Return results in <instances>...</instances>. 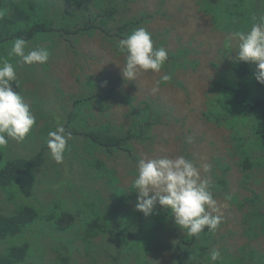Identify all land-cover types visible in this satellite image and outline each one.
<instances>
[{
  "label": "rangeland",
  "instance_id": "1",
  "mask_svg": "<svg viewBox=\"0 0 264 264\" xmlns=\"http://www.w3.org/2000/svg\"><path fill=\"white\" fill-rule=\"evenodd\" d=\"M27 1L35 4L40 0ZM45 1L39 13L56 26V18L66 10L80 11L78 7L70 6L69 0H59L60 11L52 5L54 0ZM254 1L258 9L264 6L263 2ZM117 2L121 3L130 18L151 15L152 18L147 16L146 22H143V28L159 33L158 44L166 50L175 49L180 44L187 47L190 50L188 56H196L199 61L197 69H180L177 72L178 84L169 82L154 92L153 87L163 75L162 70L159 73H140L132 81L123 78L121 69L125 57L111 48L101 30L84 38L65 35L68 42H65V37L60 39V32L40 36V47L50 52V58L44 65H25L20 58L8 56L13 40L0 43V57L9 59L16 71L14 90L36 116V124L22 142L9 139L8 145L0 149V168L8 160L33 157L43 145L46 147L48 132L54 131L58 125L65 126L68 111L73 110V101L83 92L86 81H93L87 83L90 88H95L98 83L102 94L114 87L106 102L95 103L92 107L95 115L101 117L100 122L124 126L131 106L143 107V103L151 106L153 116L160 115L153 126L152 140L143 145L132 143L139 160L184 155L197 167L211 165V171L201 175L210 179V191L219 209L213 215H221L222 222L211 235L213 243L208 241L204 251L208 264H212L209 255L213 249L221 253L218 261L225 260V257L233 260L249 250H253L256 256L264 254V230L258 231V236H255L248 230L249 223L245 217L253 206L264 212V167L256 162L260 157L252 156L254 165L249 171H244L239 165L246 150L248 156L249 148L254 151L251 147L256 140L251 130L255 121L253 114L240 119L241 124L236 126L241 136H251L247 139L249 146L239 147V150H235L237 133L226 126L218 127L204 117L211 96L208 93L215 95L209 84L218 73L230 69L231 64L237 62L235 53L239 42L233 39L231 46H227L230 33L222 29L221 23H215L210 13L205 12L201 0ZM258 13L256 16L259 19L264 18V10ZM66 30L63 24L61 32L65 34ZM74 37L78 40L75 41ZM34 46L33 41H28V49ZM253 65L257 72L256 64ZM125 96L129 99H123ZM87 111L85 109V113ZM80 127L83 128V125ZM94 160L103 162V168L87 166ZM135 175L136 164L124 153L107 154L102 146L80 134H72L62 163H55L46 148L44 163L35 173L7 188H0V215H12L22 205L33 206L41 213V219L19 236L0 242V253L11 242L20 245L27 241L31 250L25 264H62L63 258L68 259L66 264H117L111 257L98 254L96 249L107 246L109 235L94 238L91 248H85L81 220L92 219L94 209L109 217L112 214L114 221L126 218L136 208L138 193L132 188ZM118 188H122L123 192H119ZM252 198L253 204L250 203ZM53 206L57 207L54 211L57 214L66 207L77 215L76 222L64 233L56 232L53 224L47 222ZM165 211L167 209L157 205L149 218ZM183 235L184 230L169 228L162 235L164 241L160 246L148 251L140 250L139 255L145 258L147 264H175V243ZM145 252L147 255L143 256ZM126 264L143 263L130 258Z\"/></svg>",
  "mask_w": 264,
  "mask_h": 264
},
{
  "label": "trees",
  "instance_id": "2",
  "mask_svg": "<svg viewBox=\"0 0 264 264\" xmlns=\"http://www.w3.org/2000/svg\"><path fill=\"white\" fill-rule=\"evenodd\" d=\"M259 1L264 3V0ZM246 2L245 6V0H201L205 12L210 13L213 21L221 23L222 29L229 33L247 32L254 22L260 21L256 15L264 10V6L258 9L254 0H246ZM45 3V0H40L35 4L27 0H0V43L23 38L26 41H33L36 45L33 48H35L40 47L38 38L48 32H60V39H62L65 35L91 37L96 33V30H101L106 36V42H109L111 48L118 52V41L126 38L133 30L143 27L142 24L146 22L147 16L152 18L151 15L130 18L117 0H69L70 6H76L80 11L66 10L62 16L56 18L58 24L56 26L39 13V9H42ZM52 5L57 6V10L60 11L59 0L52 1ZM91 8L95 11H92ZM63 24L68 29L65 34L61 32ZM151 35L154 47H162L161 44H158L160 42L159 33L151 32ZM64 40L65 42L69 41L66 37ZM74 40L77 41L78 38L74 37ZM166 51L168 59L162 68V73L171 75L170 83L178 84L177 72L180 69L183 71H186L188 67H191L193 71L197 69L198 59L196 56L189 57L190 50L184 45L180 44L177 48H169ZM255 74L254 65L250 62L232 63L230 69L218 73L209 84L210 89L215 91V95H212L211 92L208 93L211 96L208 98L207 109L204 111L206 121L212 122L218 127L226 126L238 134L235 150H239V147L249 146L247 139L251 136H241L240 130L236 126L241 124L239 123L240 119L253 114L255 121L251 130L256 140L254 141L255 145L251 146L254 151L249 148L248 156L246 150L239 164L244 171H249L254 165L251 156L260 157L261 159L256 162L264 167V84L256 81ZM88 82L93 81H86L83 92L73 101L74 111L72 109L68 111L67 123L65 126L63 125L65 131L83 135L94 144L102 146L107 154L124 153L137 165L139 159L134 152L133 144L138 142L143 145L152 140L153 126L156 123V118H160V115L153 116L151 106L148 103H143V107L131 106L127 115L128 121L124 126H118L108 121L100 122L101 117L95 115L92 107L95 103L106 102L113 93L114 87L107 90L106 94H102L98 83L95 88H90ZM123 99L129 98L125 96ZM85 109H88L86 113ZM88 112L94 115H89ZM82 119H84L83 122ZM74 121H76L75 124ZM76 124L79 125L77 129L75 128ZM81 125L83 128L80 127ZM46 148L47 146L43 145L30 158L6 161L0 168V188H7L35 173L44 163ZM256 152L259 153L258 156L255 155ZM87 166L100 169L104 164L99 160H94ZM132 188L134 187L132 186ZM118 191L123 192V189L118 188ZM260 201L263 203L262 200ZM250 203H254L253 198L250 199ZM56 208L55 206L51 208L47 222L53 224L56 232L64 233L69 230L71 224L76 222L77 215L66 207H64L65 210H61V213L57 214L58 212H54ZM91 216L93 217L90 220H81L82 241L85 248H91L94 238L109 235L107 246H100L96 249L98 254L111 257L117 264H126L130 258L147 264L145 258L139 255V251H148L160 246V243L164 241L162 235L169 228L173 231L179 228L168 210L158 212L149 218L135 208L134 211L127 214L126 218L119 221H114L112 214L109 217L96 209L91 212ZM245 217L250 225H248V230L258 236V231L264 230L262 209L253 206L249 214H245ZM257 217L259 218L256 219ZM39 218L41 219L40 211L29 205L20 206L12 215H0V242L19 236ZM184 231L185 235L175 243V264H208L207 253L204 251L208 241H211L213 232H209L205 228L198 236L190 237L187 235V230ZM211 242L213 243V241ZM30 250L27 241H23L20 245L11 242L4 252L0 253V264H25ZM145 255L147 252L143 254V256ZM230 258L225 257V260L216 261L215 264H264V254L256 256L253 250H249L233 260ZM67 261V258H63L62 264H66Z\"/></svg>",
  "mask_w": 264,
  "mask_h": 264
},
{
  "label": "clouds",
  "instance_id": "3",
  "mask_svg": "<svg viewBox=\"0 0 264 264\" xmlns=\"http://www.w3.org/2000/svg\"><path fill=\"white\" fill-rule=\"evenodd\" d=\"M233 39L239 42L235 53L236 61L255 63V79L264 84V18L254 22L247 32L230 33L227 38L228 47ZM11 43L8 56L20 58L25 65H44L50 58L48 49L39 46L28 49V41L23 38H16ZM117 50L125 57L121 70L123 78L129 81L134 80L140 73H159L168 59L166 49L154 47L151 33L143 27L119 40ZM171 79L169 74L162 75L155 82L153 91H158L161 84H166ZM16 80L13 64L9 59L0 57V149L8 145L9 139L22 142L36 124V116L30 106L14 90L13 83ZM71 139V132H66L62 125L48 132L46 146L55 163L63 162L68 141ZM210 171L211 165L197 167L184 155L175 158L140 159L133 180V187L138 193L136 210L147 217L159 205L171 212L175 224L181 230L186 229L190 237L198 236L205 228L209 232H215L222 222V216L213 215L219 212L217 201L210 191V179L207 175H201L202 172L207 174ZM220 257V251L213 249L210 252L209 259L212 264Z\"/></svg>",
  "mask_w": 264,
  "mask_h": 264
}]
</instances>
